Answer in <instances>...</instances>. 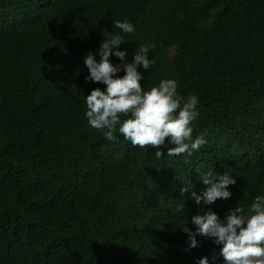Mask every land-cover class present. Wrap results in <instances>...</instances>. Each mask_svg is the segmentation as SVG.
<instances>
[{
  "label": "trees",
  "instance_id": "obj_1",
  "mask_svg": "<svg viewBox=\"0 0 264 264\" xmlns=\"http://www.w3.org/2000/svg\"><path fill=\"white\" fill-rule=\"evenodd\" d=\"M115 33L126 62L154 45L142 87L173 78L180 95L198 96L199 151L157 158L88 125L85 95L106 86L85 79L84 57ZM210 169L236 184L229 199L197 205L192 193L208 187L198 172ZM257 194L264 0H0V264H223L210 238L185 251L181 226L194 231L192 215L222 219Z\"/></svg>",
  "mask_w": 264,
  "mask_h": 264
},
{
  "label": "clouds",
  "instance_id": "obj_2",
  "mask_svg": "<svg viewBox=\"0 0 264 264\" xmlns=\"http://www.w3.org/2000/svg\"><path fill=\"white\" fill-rule=\"evenodd\" d=\"M114 27L125 34L136 30L127 20H117ZM126 42L124 35L111 34L96 52L90 51L84 57L88 71L85 79L106 86L103 90L94 88L85 95L88 125L101 130L109 141H117L118 132L133 146H151L157 158L185 153L191 156L207 143L203 134L192 135L193 122L200 115L198 96L180 95L178 81L173 78L162 79L149 89L142 87L144 73L155 63L149 57L154 45H140L131 53V62H126L127 49L120 48ZM111 56L119 58L120 63L114 64ZM121 72L124 74L118 75ZM168 144L174 147H168ZM161 146L167 148L166 154ZM198 174L208 187L202 195L192 193L197 205L201 202L211 205L217 199L231 197L229 186L236 184L232 174L226 171L220 175L213 169ZM188 223L181 226L188 237L185 251L198 246L197 236H204L222 246L219 256L223 258V264H264V195L257 194L250 206L239 204L230 209L222 219L211 209L192 215L194 231ZM216 258L212 257L213 264ZM196 264H210L209 257L197 258Z\"/></svg>",
  "mask_w": 264,
  "mask_h": 264
}]
</instances>
